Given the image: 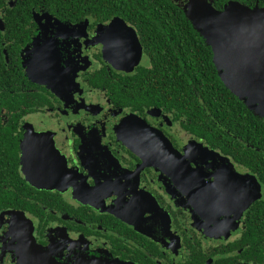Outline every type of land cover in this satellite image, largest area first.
Segmentation results:
<instances>
[{
    "label": "flooded vegetation",
    "instance_id": "1",
    "mask_svg": "<svg viewBox=\"0 0 264 264\" xmlns=\"http://www.w3.org/2000/svg\"><path fill=\"white\" fill-rule=\"evenodd\" d=\"M32 19L0 38V264L31 246L57 264H264L252 171L93 84L147 64L136 29Z\"/></svg>",
    "mask_w": 264,
    "mask_h": 264
},
{
    "label": "trees",
    "instance_id": "2",
    "mask_svg": "<svg viewBox=\"0 0 264 264\" xmlns=\"http://www.w3.org/2000/svg\"><path fill=\"white\" fill-rule=\"evenodd\" d=\"M185 1L0 0V38L24 37L36 13L62 24L118 19L132 25L147 64L120 83L96 79L93 84L109 88L115 101L162 109L174 119L184 117L188 133L233 157L264 186V119L250 112L218 78L210 47L182 10ZM209 1L217 10L229 1L264 7V0Z\"/></svg>",
    "mask_w": 264,
    "mask_h": 264
},
{
    "label": "water",
    "instance_id": "3",
    "mask_svg": "<svg viewBox=\"0 0 264 264\" xmlns=\"http://www.w3.org/2000/svg\"><path fill=\"white\" fill-rule=\"evenodd\" d=\"M182 10L193 29L210 47L213 65L225 88L255 116L264 119V7L257 4L248 7L229 1L217 10L209 0H186ZM114 22L122 21L114 19ZM128 30L134 33L132 29ZM110 62L122 67L127 58ZM27 257L30 264H57L46 252L33 246ZM77 264L119 263L88 261Z\"/></svg>",
    "mask_w": 264,
    "mask_h": 264
}]
</instances>
